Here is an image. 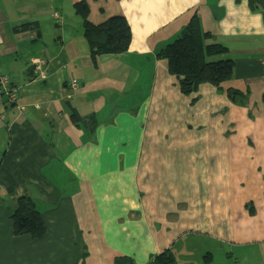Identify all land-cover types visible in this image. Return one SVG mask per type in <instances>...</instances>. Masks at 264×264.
<instances>
[{
  "label": "crops",
  "instance_id": "1",
  "mask_svg": "<svg viewBox=\"0 0 264 264\" xmlns=\"http://www.w3.org/2000/svg\"><path fill=\"white\" fill-rule=\"evenodd\" d=\"M75 1L0 0V73L18 92L15 104L0 100V264H146L164 249L174 264H264V6L83 0L90 23L121 15L130 30L124 53L93 65ZM194 12L233 67L222 90L203 82L186 96L156 52ZM30 21L38 39L11 29ZM35 49L44 81L33 78ZM71 79L70 102L94 112L93 134L68 117ZM22 194L39 206V239L12 235L7 206Z\"/></svg>",
  "mask_w": 264,
  "mask_h": 264
},
{
  "label": "trees",
  "instance_id": "2",
  "mask_svg": "<svg viewBox=\"0 0 264 264\" xmlns=\"http://www.w3.org/2000/svg\"><path fill=\"white\" fill-rule=\"evenodd\" d=\"M248 4L253 9H260L264 6V0H248ZM74 13L79 16L82 26V34L88 47V55L91 63L96 64V59L100 55H116L124 53L130 43V30L125 18L121 15H112L98 24H92L88 20V6L85 1L77 0L72 4ZM52 16L55 10L51 9ZM60 16V15H58ZM57 25L58 18H54ZM61 20H63L61 18ZM64 24V23H63ZM62 25V24H61ZM32 28L35 30L36 38L40 37V32L36 21L23 22L13 26V31H23ZM212 34L202 29L200 19L196 12L183 25L175 37L159 48L156 57L164 58L167 63V70L177 77L178 89L183 95H190L195 92L200 83L206 82L214 86L216 90H222L221 84L228 80L232 74L233 61L228 56V49L223 44L212 41ZM36 50V49H35ZM34 50V51H35ZM32 53V56L34 54ZM43 53V51H42ZM44 59L47 57L43 53ZM31 56V57H32ZM30 57V58H31ZM30 60V59H29ZM34 78V77H33ZM45 79L41 80L44 81ZM9 84L12 85V82ZM78 88V87H77ZM67 92H70L67 86ZM71 92L72 97L73 93ZM228 95L239 94L234 90H227ZM66 95V93H65ZM64 97V96H63ZM63 99L65 109L68 112L70 121L79 129H84L86 134H93L96 117L94 112L82 115L80 111L70 102L71 99ZM18 92L16 88V100ZM16 100L13 104L16 103ZM264 103V92L262 94ZM33 103L31 106L34 109ZM25 106H20V108ZM21 108V109H22ZM6 193L14 194L13 187H7ZM10 211L11 232L14 236L27 235L36 240L44 236L46 227L40 215L39 206L29 196L22 194L13 198L12 204L7 206ZM249 213H253V208L249 207ZM210 255H204V262H210ZM126 256H118L114 259V264H131ZM175 259L170 249H164L155 254L146 264H174ZM227 264V263H225Z\"/></svg>",
  "mask_w": 264,
  "mask_h": 264
},
{
  "label": "built area",
  "instance_id": "3",
  "mask_svg": "<svg viewBox=\"0 0 264 264\" xmlns=\"http://www.w3.org/2000/svg\"><path fill=\"white\" fill-rule=\"evenodd\" d=\"M53 17L58 18V20L60 21V24H62L63 21L61 20L60 16L54 13ZM43 56L44 55L42 53V50L36 49L34 51L33 56L29 60L31 69L34 75V79H37V80L46 79L48 76L47 71H46L47 61L44 59ZM261 63H262V69L264 71V57L261 59ZM67 86L70 92H67L66 95H64L63 98L65 100L72 98L71 92L77 89L78 82L75 79H71L68 81ZM0 90H1L0 95L2 96L0 100L2 104L4 105L11 104L16 100V86L13 83L12 85H10L9 78L2 73H0ZM34 107L38 108L39 107L38 103H35Z\"/></svg>",
  "mask_w": 264,
  "mask_h": 264
},
{
  "label": "rangeland",
  "instance_id": "4",
  "mask_svg": "<svg viewBox=\"0 0 264 264\" xmlns=\"http://www.w3.org/2000/svg\"><path fill=\"white\" fill-rule=\"evenodd\" d=\"M48 1V0H47ZM48 6H50V3L48 4ZM78 17V16H77ZM52 19V18H51ZM59 177H62V179H64V177H67L65 174H61L59 175ZM65 180V179H64ZM60 185H61V181H60ZM67 185V184H66ZM247 211L249 212V207H247Z\"/></svg>",
  "mask_w": 264,
  "mask_h": 264
},
{
  "label": "clouds",
  "instance_id": "5",
  "mask_svg": "<svg viewBox=\"0 0 264 264\" xmlns=\"http://www.w3.org/2000/svg\"><path fill=\"white\" fill-rule=\"evenodd\" d=\"M63 23H64V21H63ZM60 24V23H59ZM61 25V24H60Z\"/></svg>",
  "mask_w": 264,
  "mask_h": 264
}]
</instances>
